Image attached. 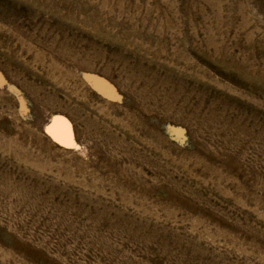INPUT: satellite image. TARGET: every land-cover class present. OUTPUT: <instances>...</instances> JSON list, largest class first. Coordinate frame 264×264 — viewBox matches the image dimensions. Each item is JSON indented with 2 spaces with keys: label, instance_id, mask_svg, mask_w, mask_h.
<instances>
[{
  "label": "rangeland",
  "instance_id": "374dc122",
  "mask_svg": "<svg viewBox=\"0 0 264 264\" xmlns=\"http://www.w3.org/2000/svg\"><path fill=\"white\" fill-rule=\"evenodd\" d=\"M0 264H264V0H0Z\"/></svg>",
  "mask_w": 264,
  "mask_h": 264
},
{
  "label": "bare ground",
  "instance_id": "6f19581e",
  "mask_svg": "<svg viewBox=\"0 0 264 264\" xmlns=\"http://www.w3.org/2000/svg\"><path fill=\"white\" fill-rule=\"evenodd\" d=\"M39 192V191H38Z\"/></svg>",
  "mask_w": 264,
  "mask_h": 264
}]
</instances>
